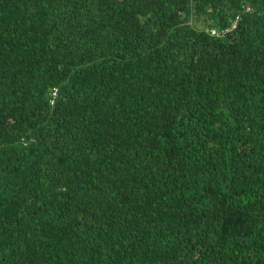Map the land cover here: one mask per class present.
Wrapping results in <instances>:
<instances>
[{
  "label": "trees",
  "instance_id": "16d2710c",
  "mask_svg": "<svg viewBox=\"0 0 264 264\" xmlns=\"http://www.w3.org/2000/svg\"><path fill=\"white\" fill-rule=\"evenodd\" d=\"M0 264H264V0H0Z\"/></svg>",
  "mask_w": 264,
  "mask_h": 264
},
{
  "label": "built area",
  "instance_id": "2783aa9c",
  "mask_svg": "<svg viewBox=\"0 0 264 264\" xmlns=\"http://www.w3.org/2000/svg\"><path fill=\"white\" fill-rule=\"evenodd\" d=\"M56 92H57V90H56V88H53L52 89V92H51V95H52V98H51V103H53V98L56 96Z\"/></svg>",
  "mask_w": 264,
  "mask_h": 264
}]
</instances>
